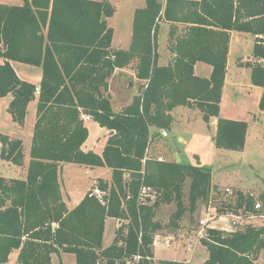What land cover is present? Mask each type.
Masks as SVG:
<instances>
[{"label": "trees", "instance_id": "obj_1", "mask_svg": "<svg viewBox=\"0 0 264 264\" xmlns=\"http://www.w3.org/2000/svg\"><path fill=\"white\" fill-rule=\"evenodd\" d=\"M108 0H24L0 2V97L12 95L8 111L24 125L29 103L38 104L26 178L0 176V264L19 250L15 264H53L52 254L73 253L74 264H184L156 261L154 236L162 224L156 208L175 202L183 210L184 185L190 182V209L209 200L211 171L176 160L147 156L153 136L171 131L172 110L197 108L207 124L217 120L218 148L241 151L248 122L220 116L232 31L254 36L251 82L264 89V0H146L137 8L129 49L113 47ZM161 21L171 24L169 49L159 65ZM11 61L42 69L38 86L21 78ZM212 66L210 77L195 74L198 62ZM262 61V62H261ZM117 68H134L141 81L133 101L116 112L109 93ZM264 111V90L259 101ZM84 115L112 133L102 155L85 151L89 131ZM1 159L24 164L23 141L0 133ZM65 162L106 166L112 182L96 181L68 210L61 192ZM155 193L153 203H139L140 187ZM94 186V187H95ZM264 208V192L258 195ZM255 198L239 192L237 207L254 211ZM258 213V212H257ZM107 217L123 220L111 245L103 246ZM208 258L203 264H255L264 253V225L236 231L208 228L201 238ZM62 264V263H61Z\"/></svg>", "mask_w": 264, "mask_h": 264}, {"label": "rangeland", "instance_id": "obj_2", "mask_svg": "<svg viewBox=\"0 0 264 264\" xmlns=\"http://www.w3.org/2000/svg\"><path fill=\"white\" fill-rule=\"evenodd\" d=\"M108 1L115 9L113 16L108 19L109 26L114 30V45L123 47L126 43L128 44L131 28L133 29L131 21L134 18L135 10L144 7L146 0ZM234 41L229 63L230 76L226 85L221 117L252 122L250 140L245 152L218 148L214 139L216 120H211V123L207 124L203 119L202 112L197 108L176 107L178 109L175 112V130L167 138L159 135L153 136L152 151L158 149L164 160H175V158L181 157V162L184 164L202 166L211 171L212 190L209 200L199 199L195 210L191 211L189 199L191 178H188L184 185L183 211L178 214V207L175 202H171V207H161L159 211V219L165 224L161 230L164 232L168 230L169 233L171 231L176 232L177 239L183 241L186 246H199L201 238L207 234V224H202L200 221L203 217L208 218L210 207H215L212 210H215L217 217L228 214L239 216L237 229H243L248 225H264V216L259 214L253 216V212L246 211L244 207H237L239 192L252 195L255 198V203L259 200L258 195L264 192V124L262 125L260 121L256 123L253 121L254 116L259 115L257 114L259 108L257 100H259V91L261 92L260 89L262 88H251V70L243 69L240 71L235 63L237 57L236 62L239 64L250 60L254 61L252 56L254 36L250 33L236 31ZM164 50L162 44L161 53L163 56ZM26 65L32 67L29 64ZM132 79L133 74L128 71L121 74L117 72L109 80L114 109L119 110L122 105L129 104L138 94L140 83L134 81L133 84ZM2 104L3 101H0V107ZM36 107L37 104H33L31 109ZM1 113H4L3 109H1ZM2 118L4 117L0 118V128L12 127L8 120ZM34 118L35 115L32 113L29 119L33 120ZM29 128L30 124L26 126V133L29 132ZM16 132H20V128ZM18 135L20 136V133ZM10 137L19 139L11 135ZM0 146L1 152V142ZM25 149L26 152L29 151L28 143ZM196 156L199 157L200 164H198ZM21 173L20 166L0 157V176L21 178ZM92 175L93 173L90 174L84 165L78 163H66L62 174L66 189L70 192H77L78 189L86 188ZM190 230L194 231V236L190 235ZM157 251L159 257H173L171 252L174 250L172 249L163 252ZM260 254L259 260H256L255 264H264V253ZM66 262L67 264L75 263V255L68 254Z\"/></svg>", "mask_w": 264, "mask_h": 264}, {"label": "crops", "instance_id": "obj_3", "mask_svg": "<svg viewBox=\"0 0 264 264\" xmlns=\"http://www.w3.org/2000/svg\"><path fill=\"white\" fill-rule=\"evenodd\" d=\"M23 1L24 0H0V2L9 3V4H22ZM133 19L134 18H132L131 26H133ZM170 26H171V24L169 22L161 21L159 38H158V54H159L158 64L159 65H167L171 61V59L174 55L168 47L169 46ZM132 34H133V29L131 28V35L129 37L128 44L126 43V45L123 47H117L114 45V36H113V41H112L113 47L118 48V49H129L130 45H131V41H132ZM235 35H236V31H232L231 36H230V43H229V52H228V60H227V73H226V77H225V84H224V88H223V92H222V98H221V104H220V107H221L220 116H221L223 101H224L225 92H226V85L228 84L229 76H230L229 75V63H230V59H231L232 50L234 47ZM162 44H163V47L165 48L164 56L161 53V45ZM237 58L235 60V63H236V65L240 71L243 69H249L245 66H242L238 62H236L238 60ZM2 62H3V59L0 57V63H2ZM240 62H242V61H240ZM11 63L21 78L36 83V85L39 88V85H40V82L42 79V69L40 67H36L33 65H31L32 67H30L24 63L17 62V61H11ZM212 70H213V68L211 65H209L205 62H201V61H198L194 66L195 74L198 76L210 77ZM128 71H130L131 74H133V79L131 80L132 83L134 84V81H139V83L141 84V81L135 75L134 68H117L113 75L115 76L117 74V72H118V74H121V73H125ZM113 75H112V77H113ZM110 80H111V78H110ZM251 88H258L259 89L262 87L255 86L252 84ZM260 90H261V92L259 91V93H260L259 98H258L259 100H257L258 101L257 102L258 107H259V101H260V98H261V95H262L264 89L262 88ZM38 91H39V89H38ZM38 91L36 93V98L34 100H32L28 105V112H27V116H26L24 125H18L16 122H14L12 115L8 111V107H9V103L12 99V95L9 94L7 96L0 97V101H3V104L0 107V113H1V109H3V112H4V113H1L0 118L4 117L2 119L8 120L11 123L10 125H12V127H13V128L12 127L0 128V133L7 134L9 136L11 135V136L17 137L23 141L24 164L20 165V170L22 172L21 178L27 177V173H28V169H29V165H30V161H31L30 150H31V144H32L34 125H35V121H36L37 107L34 109H31V108H32L33 104H38ZM109 92L111 93L110 85H109ZM110 95H111V103H112V97H113L112 93ZM126 105H128V104L122 105L119 110L114 109L113 104H112V107H113L114 111L118 112L121 110V108H123ZM177 109L178 108H175L174 110H172V114L174 115V117H175V114H176L175 112ZM32 113L35 115V118L33 120H30L29 118H31ZM257 114H259V115L258 116L255 115L253 118L254 123H256L257 121H260V123L263 125L264 124V111H262L260 108H258ZM256 117H258V119H256ZM224 118H226V117H224ZM230 119H235V118H230ZM237 120H240V119H237ZM243 121H245V120H243ZM246 122H248V131H247V136H246V143H245V146L241 152H245V148H246V146L250 140V129H251L252 122H250V121H246ZM84 123H85V126L88 128L89 135H88L86 142L82 145V149L85 151L93 150L94 152L102 155L104 148L106 146V143L108 141V138L112 132L110 130H108L107 128L100 126V124L97 121H95L93 118L85 120ZM28 124H30V128H29V132L26 133L25 130H26V126ZM215 124H217V120L215 121ZM18 128H20V132H16V131H18ZM174 130H175V127H173V129L169 132L160 130L161 137L167 138V136L171 135V133ZM216 131H217V126H215V135H216ZM18 133H20V136L18 135ZM27 143L29 146L28 152H26V149H25L27 146ZM151 145H152V143H151ZM151 145L148 149L147 156H149V157L161 156L160 155L161 153L158 151V149H155L152 151ZM179 158H180L179 162H181L182 159H181V157H179ZM176 160L178 161V157L176 158ZM66 163H68V162L62 163L60 165L59 180H60V185H61L62 196H63V199L66 203L68 210L73 209L75 206H77L82 201V199L84 198L87 191L90 188H94L96 181L98 179L102 178V179L108 181L109 183L112 182V170L109 167H106V166H88V165L81 164V165H84L86 167V169L89 171L90 174L93 173V175L91 176V180L88 182L89 183L88 186L86 188H83V189H78L77 192L67 191L66 183H65L64 178L62 176L63 169H64V166ZM69 163H71V162H69ZM10 178H12V177H10ZM92 182H93V184H92ZM165 206L171 207L172 204L166 203V204L159 205L156 208V213H155V217H154V219L156 221H158L162 224V228L165 227V224L163 222H161L159 219V211H160L161 207H165ZM213 212L214 211L211 210V213H213ZM203 219H205V218L203 217ZM231 219L232 218H230L228 216L220 215L215 220L209 221L206 226H208V228L227 230V227L229 226V224H231ZM122 223H123V220H120V219H117L114 217H107L106 218L105 230H104V236H103V246L104 247H107V246L112 244V242L115 238L117 228ZM189 232L191 233L190 235L194 236L193 230H190ZM200 232H201V230L199 231V233ZM201 235H200V237H202ZM168 249L174 250L173 252H171L173 257H166L165 258V257H159L158 256L157 250H161L163 252V251H166ZM152 250H153V254H154V259L156 261L170 260V261L183 262L184 264H203L206 261V259L208 258L207 249L202 244V242H199V246H197V245L196 246H191V245L186 246L183 241H180V239H177V233L176 232L171 231L169 233L168 230H166V232H164L163 230L160 229L156 232V234L154 236ZM261 253H263V252H261ZM18 254H19V250H14L9 256V262L6 264H15L17 261V258H18ZM68 254H73V253L61 252L60 254H56V253L52 254V263L53 264H61V263L67 264L66 256ZM258 260H259V258H258ZM127 264H132V262H128Z\"/></svg>", "mask_w": 264, "mask_h": 264}, {"label": "built area", "instance_id": "obj_4", "mask_svg": "<svg viewBox=\"0 0 264 264\" xmlns=\"http://www.w3.org/2000/svg\"><path fill=\"white\" fill-rule=\"evenodd\" d=\"M85 120L87 119H90L91 117L89 115H84L83 116ZM159 161H164V159L162 158V156H159L157 158ZM229 190V189H227ZM93 192L94 194L96 195H102L103 194V191L98 187V186H95L93 188ZM155 200V193L153 192V190L150 188V187H147L145 185H142L140 187V191H139V196H138V202L139 203H153V201ZM215 208V207H210L209 210H208V218H205V219H201V223L202 224H207L209 221L211 220H215L217 218V215L215 213V210H213L214 212L211 213V210ZM258 212V213H257ZM253 216H257L256 214H259V215H262L264 216V208H263V204L261 201H257L255 203V209L253 211ZM220 215H218L219 217ZM225 216H228V217H231V224H229V226L227 227V231H236L237 230V224H238V217L237 215H234V214H228V215H225ZM142 256L140 254H136L134 256V262L133 264H138L139 261L141 260Z\"/></svg>", "mask_w": 264, "mask_h": 264}, {"label": "water", "instance_id": "obj_5", "mask_svg": "<svg viewBox=\"0 0 264 264\" xmlns=\"http://www.w3.org/2000/svg\"><path fill=\"white\" fill-rule=\"evenodd\" d=\"M262 62V61H261ZM196 158L198 159V164H200L201 162H200V159H199V157L198 156H196ZM178 161H180V158L178 157ZM241 163V162H240Z\"/></svg>", "mask_w": 264, "mask_h": 264}]
</instances>
